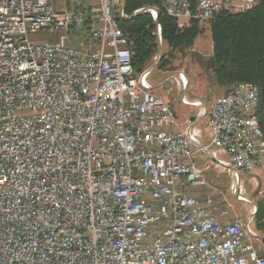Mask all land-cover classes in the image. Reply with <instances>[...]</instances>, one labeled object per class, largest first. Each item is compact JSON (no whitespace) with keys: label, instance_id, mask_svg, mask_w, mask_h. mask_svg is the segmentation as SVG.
Here are the masks:
<instances>
[{"label":"built area","instance_id":"built-area-1","mask_svg":"<svg viewBox=\"0 0 264 264\" xmlns=\"http://www.w3.org/2000/svg\"><path fill=\"white\" fill-rule=\"evenodd\" d=\"M155 1L134 14L152 15L159 45V8L186 28L257 2ZM124 5L0 0V264H264L245 182L262 193L258 86L238 82L211 106L184 95L198 110L179 121L152 69L135 73ZM211 167L247 212L230 217Z\"/></svg>","mask_w":264,"mask_h":264},{"label":"trees","instance_id":"trees-1","mask_svg":"<svg viewBox=\"0 0 264 264\" xmlns=\"http://www.w3.org/2000/svg\"><path fill=\"white\" fill-rule=\"evenodd\" d=\"M157 5L155 0H125L124 12L129 18L117 17L125 35L133 42V66L136 74L149 67L159 51L156 22L151 14L134 12L142 7ZM158 23L162 38L173 52L185 54L192 49L203 33L202 25L194 21L191 26L179 28L176 20L159 8ZM213 53L206 61L218 85L229 92L238 82H252L258 86L259 106L256 112L264 135V0H257L248 10H224L208 23ZM173 52L171 57L174 56ZM170 57V58H171ZM164 57L160 68L170 59ZM226 92V93H227ZM255 226L264 232V199L257 201Z\"/></svg>","mask_w":264,"mask_h":264},{"label":"rangeland","instance_id":"rangeland-1","mask_svg":"<svg viewBox=\"0 0 264 264\" xmlns=\"http://www.w3.org/2000/svg\"><path fill=\"white\" fill-rule=\"evenodd\" d=\"M202 28L203 33L196 39L193 48L188 50L185 54L171 51L162 40L161 46L159 45L158 53L149 64V67L155 66L149 76V81L153 86H156L152 91L163 97L164 100L173 107L177 113L178 120L181 122L185 117L188 118L195 115L198 110L195 107H189L182 103L181 98L183 94H185L189 100H200L207 106H211L218 97L227 92L226 88L216 83L213 72L207 67L206 61L211 57L213 51L212 38L208 24H202ZM172 52L174 56L171 57ZM166 56H168V58L171 57L168 59L170 63L165 68H160L159 65ZM156 62H158L157 65H155ZM178 72L185 73L188 81L187 90H178L173 79ZM205 121L202 123L203 125ZM211 171L219 174V183L225 185L229 183L230 179L226 174H221L219 170ZM257 175L258 187L262 192L260 194L256 191L255 185L253 183L251 185L249 179L245 180L248 186V193L250 194V198L254 200V203H257L260 199H264V169L257 171ZM222 190L229 202L235 207L236 212H233V215H239L243 213L244 210L248 211V206L237 201L227 188ZM206 191L211 194H216L215 190L210 188Z\"/></svg>","mask_w":264,"mask_h":264},{"label":"crops","instance_id":"crops-1","mask_svg":"<svg viewBox=\"0 0 264 264\" xmlns=\"http://www.w3.org/2000/svg\"><path fill=\"white\" fill-rule=\"evenodd\" d=\"M159 44V43H158ZM161 46V45H160ZM212 49H213V45H212ZM212 53H213V51H212ZM152 67V68H151ZM150 67V69H153L155 66H151ZM185 74V73H184ZM151 85H152V83H151ZM153 86V85H152ZM156 88V86H153V89H155ZM184 90H187V87L184 89ZM185 94H183V96H184ZM186 96V95H185ZM190 107V106H189ZM173 108V107H172ZM187 117H185L183 120H182V122L186 119ZM208 156H203V157H200V161L202 162V164H204L205 166L206 165H210V166H212L211 165V163H210V161L208 160ZM211 170H216V169H214L213 167H211L209 170H208V172H206V175H207V178L209 179V181L210 182H212L214 185H216L217 187H220V188H225V184H223V183H219V174H217V173H213ZM222 174V173H221ZM225 182V181H224ZM207 189H205V191H206ZM207 192V191H206ZM247 210H249V207H247ZM236 211H234V213H235ZM245 212H247V211H245L244 210V213ZM230 213V217H234V215L232 214L233 212H229ZM243 213V214H244ZM256 229H257V227H256ZM257 231L259 232V238H257L256 239V245H258L260 248H261V251H260V253L262 254V255H264V232H262V231H260V230H258L257 229ZM249 264H254L253 262H250Z\"/></svg>","mask_w":264,"mask_h":264}]
</instances>
